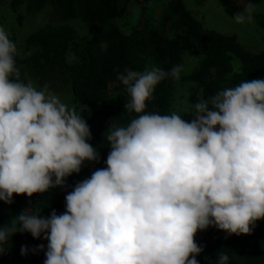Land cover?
Masks as SVG:
<instances>
[{"label":"clouds","instance_id":"obj_1","mask_svg":"<svg viewBox=\"0 0 264 264\" xmlns=\"http://www.w3.org/2000/svg\"><path fill=\"white\" fill-rule=\"evenodd\" d=\"M256 9L245 4L234 23H253ZM17 55L0 27V201L9 205L65 188L100 161L87 105L26 82ZM184 71L181 63L118 74L129 119H113L103 134L106 166L71 187L63 213L29 206L0 226V256L28 233L46 247L24 245L21 255L43 253V264H199V232L252 234L264 221V77L201 98L190 118L148 111L157 87ZM226 249L214 264H230Z\"/></svg>","mask_w":264,"mask_h":264},{"label":"trees","instance_id":"obj_2","mask_svg":"<svg viewBox=\"0 0 264 264\" xmlns=\"http://www.w3.org/2000/svg\"><path fill=\"white\" fill-rule=\"evenodd\" d=\"M152 1L0 0V27L17 45L21 78L38 88L49 85L69 106L87 105L91 117L87 113L85 117L93 136L90 143L100 149V161L86 163L79 174L67 178V187L32 198L16 196L10 205L0 201V226L29 206L44 208L42 216L53 210L63 213L71 187L106 166L109 149L103 148L107 147L102 145L103 134L113 119L119 124L129 119L123 113L128 95L117 78L126 67L169 70L191 57L194 70L179 81L162 82L148 106V111H176L182 118H190L192 106L201 98L243 80L264 77V50L249 52L234 36L206 30L202 20L185 8L184 0H161L162 6H154ZM261 1L220 0L232 15L249 2ZM36 16H41L42 23L25 34L23 28ZM196 242L203 248L197 257L199 264H214L223 248H227L230 264H264V221L257 222L251 235L229 237L209 228L197 234ZM12 244L11 250L0 256V264H43V253L21 255L24 245L46 247L43 239L18 233Z\"/></svg>","mask_w":264,"mask_h":264},{"label":"rangeland","instance_id":"obj_3","mask_svg":"<svg viewBox=\"0 0 264 264\" xmlns=\"http://www.w3.org/2000/svg\"><path fill=\"white\" fill-rule=\"evenodd\" d=\"M162 5L163 2L161 0H155L154 6ZM255 5H257V9L254 22L239 25L234 23V15L225 10L220 0H184L185 8L202 20L206 30L234 36L245 50L252 53H260L264 50V0ZM30 20L28 21L29 24H26L23 28L25 34L35 30L43 21L41 16L33 17ZM183 64L185 65V71L181 77L194 70V63L191 57H186Z\"/></svg>","mask_w":264,"mask_h":264}]
</instances>
